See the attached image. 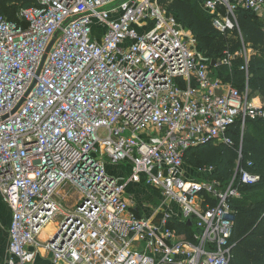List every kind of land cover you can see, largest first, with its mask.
Masks as SVG:
<instances>
[{
  "label": "built area",
  "instance_id": "obj_1",
  "mask_svg": "<svg viewBox=\"0 0 264 264\" xmlns=\"http://www.w3.org/2000/svg\"><path fill=\"white\" fill-rule=\"evenodd\" d=\"M201 6L220 32L234 27L239 8L264 17V0ZM16 17L0 16L7 264H34L42 250L53 264H230L234 180L221 188L188 178L183 158L208 142L229 143L237 121L241 131L247 120L264 121V104L248 86L240 92L212 77L211 62L159 0H34ZM237 54L247 62L250 51ZM238 178L258 181L246 170ZM64 185L77 189L67 212L56 201ZM59 213L56 238L41 241ZM190 219L199 231L192 240L169 227Z\"/></svg>",
  "mask_w": 264,
  "mask_h": 264
},
{
  "label": "trees",
  "instance_id": "obj_2",
  "mask_svg": "<svg viewBox=\"0 0 264 264\" xmlns=\"http://www.w3.org/2000/svg\"><path fill=\"white\" fill-rule=\"evenodd\" d=\"M167 13L193 37L197 51L210 62L212 77L221 78L240 92L248 86L251 97L264 101V17L239 8L235 11L234 27L220 32L213 26V17L206 13L196 0H159ZM34 5V0H0V16L17 21L21 8ZM219 12L224 15L221 8ZM250 51L247 62L237 53ZM228 65H222L223 61ZM243 68V69H242ZM264 121L247 120L243 131L240 122L229 127L225 138L229 143L208 142L189 149L183 158L184 167L193 170H211L208 179L221 188L234 180L239 197L231 199L233 225L228 247L230 264H264ZM252 164L247 168L248 163ZM246 170L258 181L242 184L238 172ZM204 202L213 206L209 195ZM169 227L176 235L192 240L199 231L192 225L172 221Z\"/></svg>",
  "mask_w": 264,
  "mask_h": 264
},
{
  "label": "rangeland",
  "instance_id": "obj_3",
  "mask_svg": "<svg viewBox=\"0 0 264 264\" xmlns=\"http://www.w3.org/2000/svg\"><path fill=\"white\" fill-rule=\"evenodd\" d=\"M196 2H198L199 5H202V1L196 0ZM183 32H184L185 35H189L186 32V29H184V28H183ZM100 33H101V28L99 26H96L94 28V34L96 35V38H100ZM191 38L193 39V37H191ZM193 46H196V45H193ZM255 97H258V96H255ZM262 103L264 104V101H262ZM262 130L264 131L263 128H262ZM97 136L100 139H104V138L107 137V131H105L103 129H99L97 131ZM184 171L187 174V177L191 178V179L202 180L203 178H207L208 177L207 173H199L198 171H195V170H193V169H191V168H189L187 166L184 167ZM128 173H129V169H122V174L123 175H126ZM76 192H77V189L73 188L70 185H64L58 191V193L56 195V201H57L58 205L60 206V210L62 212H67V211L71 210V208L73 206V203L75 202V199H76ZM138 201L140 202V197H138ZM159 204H160L159 200H154V202H153V208H155L154 210H156V207ZM172 206H173L172 210H173L174 214L180 213V209H179V207L177 205H172ZM59 214L52 220V222H50V224H54L56 222H60L61 221L62 217H61V214L60 215Z\"/></svg>",
  "mask_w": 264,
  "mask_h": 264
},
{
  "label": "crops",
  "instance_id": "obj_4",
  "mask_svg": "<svg viewBox=\"0 0 264 264\" xmlns=\"http://www.w3.org/2000/svg\"><path fill=\"white\" fill-rule=\"evenodd\" d=\"M198 1H202V3L204 2V0H198ZM186 32L190 34L187 30ZM257 99H258L257 100L258 103H262V100L260 98L257 97ZM138 197H140V194L138 195ZM10 222H11V212L8 206L3 202L2 197L0 195V264H7V260H8L7 247H8V230H9ZM56 225L57 222L52 224L53 226L52 231H49L47 228L46 233L40 236V240L45 241L46 238H48V236H51V234L55 232ZM34 264H53L50 253L43 250L40 251L37 255Z\"/></svg>",
  "mask_w": 264,
  "mask_h": 264
},
{
  "label": "water",
  "instance_id": "obj_5",
  "mask_svg": "<svg viewBox=\"0 0 264 264\" xmlns=\"http://www.w3.org/2000/svg\"><path fill=\"white\" fill-rule=\"evenodd\" d=\"M48 50H49V49H48ZM48 50H47V51H48ZM214 65H215L214 62H211V63H210V66H211V67H213ZM187 225H189V226L192 225V220H191V219L188 220ZM58 231H59V230L57 229V230L54 232L53 236L50 237V240H51V241H53V240L56 238V236H57V234H58Z\"/></svg>",
  "mask_w": 264,
  "mask_h": 264
},
{
  "label": "bare ground",
  "instance_id": "obj_6",
  "mask_svg": "<svg viewBox=\"0 0 264 264\" xmlns=\"http://www.w3.org/2000/svg\"><path fill=\"white\" fill-rule=\"evenodd\" d=\"M52 228H53L52 224H49V226H48V230H49V231H52V230H53Z\"/></svg>",
  "mask_w": 264,
  "mask_h": 264
}]
</instances>
